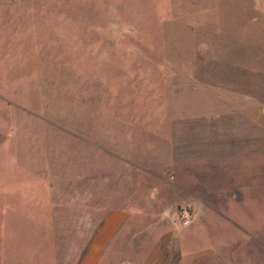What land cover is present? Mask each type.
I'll list each match as a JSON object with an SVG mask.
<instances>
[{"label": "rangeland", "instance_id": "rangeland-1", "mask_svg": "<svg viewBox=\"0 0 264 264\" xmlns=\"http://www.w3.org/2000/svg\"><path fill=\"white\" fill-rule=\"evenodd\" d=\"M0 264H264V0H0Z\"/></svg>", "mask_w": 264, "mask_h": 264}, {"label": "built area", "instance_id": "built-area-1", "mask_svg": "<svg viewBox=\"0 0 264 264\" xmlns=\"http://www.w3.org/2000/svg\"><path fill=\"white\" fill-rule=\"evenodd\" d=\"M189 223V210L188 207H183L180 213V224L182 227L187 226Z\"/></svg>", "mask_w": 264, "mask_h": 264}]
</instances>
